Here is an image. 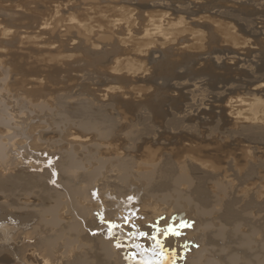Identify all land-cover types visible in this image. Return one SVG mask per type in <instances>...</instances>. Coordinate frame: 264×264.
<instances>
[{"label": "bare ground", "instance_id": "1", "mask_svg": "<svg viewBox=\"0 0 264 264\" xmlns=\"http://www.w3.org/2000/svg\"><path fill=\"white\" fill-rule=\"evenodd\" d=\"M16 35L1 31L0 39ZM51 54L45 66L53 75L73 57L56 62ZM10 62H0V264H264L258 153V162L226 160L222 149L194 143L173 154L148 143L151 125L138 123L130 105L65 109L94 103L56 93L42 76L22 89L14 78L23 69ZM121 66L116 59L109 68L102 98L128 84ZM48 99L59 110L42 111ZM246 114L233 118L253 125ZM169 226L179 234L165 235Z\"/></svg>", "mask_w": 264, "mask_h": 264}, {"label": "rangeland", "instance_id": "2", "mask_svg": "<svg viewBox=\"0 0 264 264\" xmlns=\"http://www.w3.org/2000/svg\"><path fill=\"white\" fill-rule=\"evenodd\" d=\"M1 31L17 33L12 42L0 39L2 65L23 69L15 83L42 76L56 93L94 103L65 109L130 105L138 123L151 125L148 143L173 154L197 143L222 149L226 160L258 162V153L264 161V87H257L264 84V0H0ZM49 53L56 62L72 55L71 65L48 74ZM116 59L127 63L117 72L128 84L102 98ZM48 101L42 111L59 110ZM236 113L251 114L254 124L239 125Z\"/></svg>", "mask_w": 264, "mask_h": 264}, {"label": "snow or ice", "instance_id": "3", "mask_svg": "<svg viewBox=\"0 0 264 264\" xmlns=\"http://www.w3.org/2000/svg\"><path fill=\"white\" fill-rule=\"evenodd\" d=\"M112 227H115V225L109 224V229H111ZM162 231H164L165 235H168V234L178 235L179 234V233L175 232V230L173 228H171V226H169L167 229H164ZM140 235L143 236L144 233H140ZM152 239L156 241V246L159 247L160 246V241L156 240L155 236H153ZM117 246L119 247V245H117ZM145 264H149V262H145Z\"/></svg>", "mask_w": 264, "mask_h": 264}]
</instances>
